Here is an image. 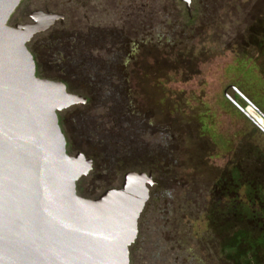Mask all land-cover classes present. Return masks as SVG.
<instances>
[{
	"label": "rangeland",
	"instance_id": "obj_1",
	"mask_svg": "<svg viewBox=\"0 0 264 264\" xmlns=\"http://www.w3.org/2000/svg\"><path fill=\"white\" fill-rule=\"evenodd\" d=\"M157 1L161 20L167 17L178 27L172 33H144L142 38L154 41L158 35L163 43L167 34L171 38L167 46H152L151 52L144 46L124 66H117L121 80L105 81L115 89L114 95L95 90L86 78L68 79L56 72V78H64L90 100L88 108L75 111L85 122L76 121L73 112L65 118L74 126L87 125L89 143H81V148L97 154L99 170H104L99 149L120 145L127 135L142 149L158 151L164 146L167 151L165 157L153 155L137 163L146 173L154 170L158 185L140 216L133 264H264V77L259 72V53L251 50L241 57L224 50L221 28L206 24L208 7L213 9L215 0H192L185 30L184 4ZM36 7L32 4L30 10ZM68 29H74L71 21L65 25ZM69 36H64L66 41ZM42 39L36 38L34 50L41 67L47 62V50L38 49ZM148 53L159 54L162 61L167 58L163 67L191 58L187 61L197 65V73L185 82L188 71L162 75V68V73L154 75L153 61L145 58ZM182 121L187 135L182 139L164 136ZM81 136L76 138L79 143ZM126 145L131 146V141ZM132 164L122 167L127 170ZM119 171L112 168L107 175L85 177L84 193H101L109 184L119 186L123 176ZM194 199L205 209L192 221L195 211L187 204L193 205ZM212 235L222 240L214 257L205 250Z\"/></svg>",
	"mask_w": 264,
	"mask_h": 264
},
{
	"label": "water",
	"instance_id": "obj_2",
	"mask_svg": "<svg viewBox=\"0 0 264 264\" xmlns=\"http://www.w3.org/2000/svg\"><path fill=\"white\" fill-rule=\"evenodd\" d=\"M20 2L0 0V264H130L152 174L126 172L94 199L77 194L93 161L67 153L58 114L86 99L36 76L27 44L61 17L35 12L11 28Z\"/></svg>",
	"mask_w": 264,
	"mask_h": 264
},
{
	"label": "flooded vegetation",
	"instance_id": "obj_3",
	"mask_svg": "<svg viewBox=\"0 0 264 264\" xmlns=\"http://www.w3.org/2000/svg\"><path fill=\"white\" fill-rule=\"evenodd\" d=\"M34 1L21 0L10 16L8 26L32 24L30 18L35 12L61 17L27 44L36 66V76L40 79L53 71L52 74L57 72L68 79L119 81L121 74L115 72L117 66L128 63L142 47L151 52L152 46L158 47L162 43L163 39L158 35L154 41L143 39L144 33H172L173 28L178 27L167 17L161 20L157 0H41L40 4ZM32 4L38 7L30 10ZM189 19L190 13H186V18H182L183 25ZM68 21L74 24V29L65 30ZM68 33L70 40L66 41L64 36ZM37 37H43L38 49L41 50V46L47 50L44 52L47 62L43 67L39 66L34 53ZM169 39L166 34V43Z\"/></svg>",
	"mask_w": 264,
	"mask_h": 264
},
{
	"label": "trees",
	"instance_id": "obj_4",
	"mask_svg": "<svg viewBox=\"0 0 264 264\" xmlns=\"http://www.w3.org/2000/svg\"><path fill=\"white\" fill-rule=\"evenodd\" d=\"M212 7H208V21L206 24L208 26H217L221 28L220 33V39H221V44L224 45V50L229 51L234 53L235 55L245 57L248 56L250 51H256L258 55V59L261 60L260 67H259V72L260 74L264 77V0H215L214 2L211 3ZM210 6V5H209ZM228 28V29H227ZM165 45L167 46L166 41L164 40L163 43L160 45ZM200 53V52H199ZM148 57L145 58H151L153 63L151 64V70H153V74L156 75L157 73L159 74L162 73V68L164 69L165 73H162V75H165L167 72H174V74L177 73V71H188L189 76L185 74V78H183V82L191 79L192 75L197 73V65L194 66L195 63L191 64V62H188L187 58L186 60H182L181 62H178L175 67H168V66H161L163 64L167 65V58L165 60H160V55L159 54H150L148 53ZM179 57H181L179 55ZM181 59V58H180ZM189 60H192L191 58ZM178 65V66H177ZM179 68V69H178ZM46 74V73H45ZM54 75V76H51ZM47 80L50 81H59L62 82L66 85L67 91L73 94L81 95L84 97L85 95H82L78 93L77 91L73 90L72 87L69 85V83L64 79V78H56L55 73L54 74H46L44 77ZM90 81V80H89ZM92 82L94 89H103L106 94H112L114 95L115 89H113L112 86L107 87L105 85V81H90ZM110 82V81H107ZM118 83V81H117ZM110 83H108L109 85ZM107 95V96H108ZM86 99V104L83 106H74L66 111H63L58 114V119H59V125L61 127V130L63 134L65 135L66 142H67V153L68 154H73V152H81L85 155L86 158H90L93 161V169L90 172V174L87 176L91 179V177H96L97 175H107V173L112 170V168L120 170L119 172L122 174H125L126 172L129 171H136V172H144L146 168L144 166H138V162L140 160H149L150 157L153 155H158L160 156H166L167 151L164 146L159 147L158 151H150L148 149H142L141 147H138L137 142H133L134 140L131 138H128V135L125 137L126 142H122L119 144H116L115 146L112 147H104L102 149H99V153L101 155L103 154V160L106 161L103 162L104 170H99V164L97 160L95 159V156L97 154L90 155L86 150L81 148V143L83 144H88L89 143V131L87 128L86 124H82V122H79V125L74 126V122L69 121V118H65L66 113L69 112V117L71 116L70 114L75 113L76 110H85L86 108L89 107L90 100L87 97H84ZM109 107V106H108ZM121 107V106H120ZM123 108V106L121 107ZM73 112V113H71ZM76 117V121H84V119L81 116V119L78 118V113L74 114ZM73 115V116H74ZM183 124V125H182ZM184 123L183 121L178 123L177 125H174L171 131L165 132L164 136L167 137L169 135H175L174 138H179L182 139L186 132L184 131ZM123 129H127L126 126ZM66 134L68 137H75V139L70 142L69 138L66 137ZM79 139L81 140L80 143L77 141V137L81 135ZM187 135V134H186ZM162 137V136H161ZM133 138V136H132ZM131 139V140H130ZM127 140L131 141V146L126 145ZM174 150V147L171 149ZM196 151V150H195ZM157 152V153H155ZM198 155V154H196ZM133 163L131 168H128L125 170V167H122V165H125L126 163ZM121 165V166H120ZM119 166V167H118ZM147 172H150L152 174L153 180L155 182L154 186L150 190V198L148 203L151 200V191L157 187L158 182L155 178L154 170L148 169ZM157 172V171H156ZM87 178H82L76 183V191L77 194L81 197L88 198V199H94L98 197L103 191L110 189V188H116L117 186L113 185H106L103 188V191L101 193L98 192H90L89 194L84 193L83 187H81V184L83 181H85ZM216 186V185H215ZM217 187V186H216ZM98 193V194H97ZM147 203V204H148ZM193 205L187 204V207L190 211H195V214L191 217L192 221H195L201 212V210H204L205 207L204 205L198 204L199 201L197 199L193 200ZM146 204V205H147ZM203 206V207H202ZM192 213V212H190ZM141 219V218H140ZM139 219V221H140ZM139 225V222H138ZM210 240L208 241L206 245V252L211 254V257H214V253L216 252L217 248L218 251L219 247L221 246L219 242L222 243V240L217 237V236H210ZM138 242V236L135 241V243L130 247L129 250V257H130V264H133V252L132 249L136 246ZM228 263H231L229 260H227Z\"/></svg>",
	"mask_w": 264,
	"mask_h": 264
}]
</instances>
